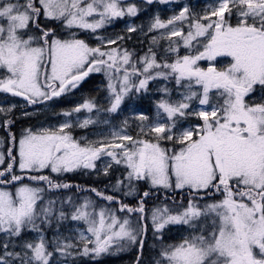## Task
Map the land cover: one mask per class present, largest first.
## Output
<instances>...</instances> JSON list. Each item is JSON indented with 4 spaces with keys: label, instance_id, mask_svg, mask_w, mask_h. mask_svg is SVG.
Here are the masks:
<instances>
[{
    "label": "snow or ice",
    "instance_id": "snow-or-ice-1",
    "mask_svg": "<svg viewBox=\"0 0 264 264\" xmlns=\"http://www.w3.org/2000/svg\"><path fill=\"white\" fill-rule=\"evenodd\" d=\"M0 264H264V0H0Z\"/></svg>",
    "mask_w": 264,
    "mask_h": 264
}]
</instances>
